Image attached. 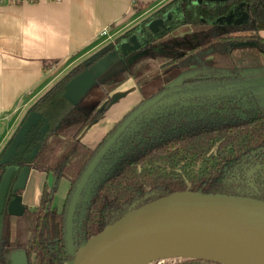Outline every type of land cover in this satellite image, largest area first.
<instances>
[{
  "label": "trees",
  "instance_id": "trees-1",
  "mask_svg": "<svg viewBox=\"0 0 264 264\" xmlns=\"http://www.w3.org/2000/svg\"><path fill=\"white\" fill-rule=\"evenodd\" d=\"M144 7L139 6L137 11ZM237 11L244 12L246 19L227 23L226 18ZM167 12L170 17L166 29L152 34L147 23ZM258 23H264V0H171L113 43L119 48L133 34L145 31L142 43L127 54L146 46L161 51L170 45L168 36L172 31L188 26L198 47L195 45L196 49L189 53L170 48L162 66H175L182 74L183 84L219 79L243 81L264 77V38L257 32ZM248 44L253 46L248 61L257 70L241 79L233 48ZM112 46L109 44L107 50H112ZM105 52L72 67L29 108L28 113L37 112L43 118L26 137L24 154L29 155L36 148L35 155L0 163V183L11 169V191L24 167L63 177L70 183L59 212L48 208L51 196L46 188L38 206L25 208L22 215H10L5 208L0 215V264H12V256L18 252L25 255L26 264H65L72 257L65 239L69 197L96 150L127 114L91 148L81 142L79 134L105 112L111 101L108 88L115 86L120 76H115L111 84L101 83L94 76L101 97L93 101L88 111L65 92L71 81L88 70L93 74L91 65ZM45 122L47 127L42 131ZM183 191L264 200V107L258 93L244 90L193 96L159 107L130 124L95 169L80 197L73 219V253L133 210ZM20 193L18 190L9 195L5 207ZM160 264L223 263L183 258Z\"/></svg>",
  "mask_w": 264,
  "mask_h": 264
},
{
  "label": "crops",
  "instance_id": "crops-1",
  "mask_svg": "<svg viewBox=\"0 0 264 264\" xmlns=\"http://www.w3.org/2000/svg\"><path fill=\"white\" fill-rule=\"evenodd\" d=\"M12 1L0 0V156L29 108L52 84L171 0ZM139 6L145 7L137 11ZM127 55H134L133 51ZM92 96L93 92L85 99ZM107 97L111 101L102 116L79 134L81 142L91 148L143 98L130 72L109 88ZM41 182L37 183L38 202ZM19 196L25 206L24 191Z\"/></svg>",
  "mask_w": 264,
  "mask_h": 264
},
{
  "label": "water",
  "instance_id": "water-1",
  "mask_svg": "<svg viewBox=\"0 0 264 264\" xmlns=\"http://www.w3.org/2000/svg\"><path fill=\"white\" fill-rule=\"evenodd\" d=\"M233 16L234 14H230L226 18L227 23L231 22ZM169 17L170 14L167 12L161 17L152 18L147 23V29L152 34L166 29L165 22ZM242 21L239 16L234 20V23ZM144 37L143 31L133 34L128 41L121 43L119 51L127 55V52L135 49ZM71 82L67 85L65 92L68 98L67 93ZM263 85L264 77L229 84L230 87L245 89ZM79 87L82 90L89 88V86L84 87L79 84L75 89ZM159 97L161 94L144 101L123 118L96 150L76 182L65 209V239L72 256L65 264H114L138 247L165 241H181L200 245L221 257L219 259L191 258L214 260L223 264H241V252L219 239L231 238L264 243V200L244 196L183 191L172 193L133 210L115 223L107 225L99 234L82 243L75 254L73 253L74 214L90 177L119 136L137 118L144 115V111ZM42 119V116L37 112L27 114L1 154V164L12 162L19 152L24 151L27 135ZM46 127L47 123L45 122L42 131ZM35 153L36 148L33 149L29 157L32 158ZM10 173L8 170L0 183V215L4 211L7 199ZM28 174L27 167L20 171L13 185V192L24 189ZM6 208L8 214L14 216L22 215L25 209L18 195L8 201ZM21 254L13 255V264H26L25 257Z\"/></svg>",
  "mask_w": 264,
  "mask_h": 264
},
{
  "label": "rangeland",
  "instance_id": "rangeland-1",
  "mask_svg": "<svg viewBox=\"0 0 264 264\" xmlns=\"http://www.w3.org/2000/svg\"><path fill=\"white\" fill-rule=\"evenodd\" d=\"M152 13L153 12H151L150 14ZM239 13H241L242 20H245L246 14L244 12ZM257 32L264 38V23L257 24ZM143 35H146L145 31H143ZM168 40L171 41L170 45L168 47H164V50L154 51L151 47L146 46L145 48L134 50V55H127V57L119 51V48L118 46L116 47L115 43H110L113 44L112 50L108 51L107 45L105 48H103V50L98 51L93 55V58H95L100 56V53H102L103 51H106L100 59H98L91 65L93 74L92 72H90V70H88L85 74L79 76L71 82V87H69V91L67 93L69 98L72 101L79 102V104L81 103V107H83L85 111H88L93 101L101 97V92L98 87L99 84L96 82L94 83V76H96L99 82L107 84V82H109L115 76H120L118 78L120 80L123 75L130 72V75L132 73V76L135 77L136 84L141 89V94L143 96L142 100L146 97L152 96L153 93H155L158 89L163 88L158 94L156 93L155 95H153V97H155L161 94V97H159L154 104H152L144 111L145 114H150L157 110L159 107L174 103L176 101L179 102L193 96L234 94L243 92L244 90H252L258 93L260 104L262 107H264V85L253 87L250 89L235 88L229 86L231 82H227L223 79L215 80L213 82L178 85V81H182V75L180 71H178V69L173 65H169L166 67L162 66L168 58V54H166V52H169L168 50L170 48H178L184 53L192 52L196 49L198 40L188 26H186V28L184 30H181L180 32L172 31L168 36ZM182 40H184V42L182 43V46H179V41ZM140 43H142V41H140ZM194 43L196 46L193 45ZM252 50L253 46L250 44L241 46L237 45L233 48V54L238 58L236 64L241 79L248 78L251 72L253 73L257 70V68L251 66L248 61ZM121 55L124 56L122 57L124 59L121 58ZM160 64L162 65L160 66ZM79 84H82V86L84 87L89 86V88L87 90H82L80 87L75 89ZM91 85L92 87L90 88ZM92 92L93 96L89 97V99H85L86 96L91 95ZM39 182H41L42 186L41 192L43 188H46L51 196L50 209L55 212L61 211L70 186L69 182L63 177L56 178L53 174H49L47 177L46 174L38 173L34 170H32L28 178L26 188L24 190H21L24 191L23 203L25 207H30L33 205V203L38 202L37 183ZM87 186L88 183L85 189L87 188ZM181 259L183 258H163L155 262L153 261L150 264H160L163 261H173Z\"/></svg>",
  "mask_w": 264,
  "mask_h": 264
},
{
  "label": "bare ground",
  "instance_id": "bare-ground-1",
  "mask_svg": "<svg viewBox=\"0 0 264 264\" xmlns=\"http://www.w3.org/2000/svg\"><path fill=\"white\" fill-rule=\"evenodd\" d=\"M219 240L241 252V264H264V243L231 238ZM172 257L221 258L215 252L200 245L181 241H165L138 247L121 257L114 264H149L153 261Z\"/></svg>",
  "mask_w": 264,
  "mask_h": 264
},
{
  "label": "flooded vegetation",
  "instance_id": "flooded-vegetation-1",
  "mask_svg": "<svg viewBox=\"0 0 264 264\" xmlns=\"http://www.w3.org/2000/svg\"><path fill=\"white\" fill-rule=\"evenodd\" d=\"M234 16H236V17H233L232 20H231V22L234 21V20H235L236 18H238L239 16H241V13H239V12H235ZM160 17H161V16H160ZM155 18H157V17H155ZM178 71H179V70H178ZM180 73H181V72H180ZM181 75H182V74H181ZM227 82H228V81H227ZM235 82H237V81H235ZM181 84H182V85H186V84H183L182 81L179 82L178 85H181ZM157 94H158V93H157ZM152 97H153V96H152ZM24 151H25V149H24ZM24 151L19 152L18 155L13 159V161H14V160H17V159H19V158H21V157H25V158H27V157H29V156L32 154V152H31L29 155H25V154H24ZM32 151H33V150H32ZM29 158H30V157H29ZM10 170H11V169H9V171H10ZM10 172H11V171H10ZM10 175H11V173H10ZM20 191H21V190H20ZM68 191H69V190H68ZM11 194H13V192L11 191V187H10V185H9V189H8V193H7V198H8V196L11 195ZM41 194H42V192H41ZM67 194H68V192H67ZM18 196H19V195H18ZM66 197H67V195H66ZM40 198H41V196H40ZM65 201H66V199H65ZM65 201H64V203H65ZM39 202H40V199H39ZM39 202L37 203L36 206H38ZM64 203H63V205H64ZM50 205H51V204L49 203V206H48L49 209H50ZM63 205H62V206H63ZM6 206H7V205H6ZM36 206H34V207H25V206H24V207H25V208H29V209H34ZM5 208H6V207H4V211H5ZM4 211H3V212H4ZM6 211H7V208H6ZM17 255H20L19 252H18V253H15V256H17ZM23 255H24V254H23ZM12 257H13V256H12ZM24 257H25V255H24ZM25 261H26V258H25ZM12 264H13V260H12Z\"/></svg>",
  "mask_w": 264,
  "mask_h": 264
},
{
  "label": "built area",
  "instance_id": "built-area-1",
  "mask_svg": "<svg viewBox=\"0 0 264 264\" xmlns=\"http://www.w3.org/2000/svg\"><path fill=\"white\" fill-rule=\"evenodd\" d=\"M20 1H22V0H13L12 2H16L17 3V2H20ZM104 33L105 32L103 31L102 34H104Z\"/></svg>",
  "mask_w": 264,
  "mask_h": 264
}]
</instances>
